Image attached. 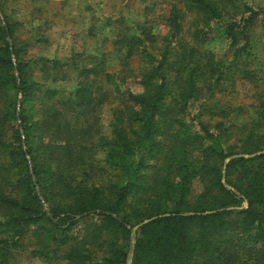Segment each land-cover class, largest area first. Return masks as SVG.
Returning a JSON list of instances; mask_svg holds the SVG:
<instances>
[{
    "label": "trees",
    "instance_id": "16d2710c",
    "mask_svg": "<svg viewBox=\"0 0 264 264\" xmlns=\"http://www.w3.org/2000/svg\"><path fill=\"white\" fill-rule=\"evenodd\" d=\"M173 1L162 41L142 27L119 33L124 57L97 90L107 128L87 119L94 95L33 77L37 59L0 7V264L27 236L58 264H264V91L257 130L242 123L234 143L228 126L199 118L221 80L260 82L240 57L264 9ZM182 9L198 19L187 30ZM219 33L233 50L224 68L204 53Z\"/></svg>",
    "mask_w": 264,
    "mask_h": 264
},
{
    "label": "rangeland",
    "instance_id": "374dc122",
    "mask_svg": "<svg viewBox=\"0 0 264 264\" xmlns=\"http://www.w3.org/2000/svg\"><path fill=\"white\" fill-rule=\"evenodd\" d=\"M234 1L243 9H264V0ZM174 4L173 0H0V7L12 17L11 21L14 18L18 21L16 43L25 46L24 58L37 59L32 67L33 77L60 91L78 90L80 97L94 95V104L85 105V111L93 107L95 113L87 119L97 120L103 128H107L108 113L105 104L100 103L102 98L96 99L100 94L97 90L102 83L103 68L117 65L124 57L116 49L119 33L130 36L134 29L142 27L162 41L169 29L166 17L172 15ZM181 17L184 30L198 23L195 14L183 9ZM250 33V54L242 55L240 60L256 72L260 82L239 81L238 76L221 80L207 94L199 117L210 127L218 128V123L221 127L228 126L231 133L228 144L243 136L237 129L242 123L257 130L253 126L259 120L256 99L264 91V24L254 25ZM204 48V53L218 67L224 68L232 62L233 50L220 33L205 43ZM129 85L134 91L139 89L136 84ZM89 222L80 223L72 234L82 235ZM34 247L30 237L21 239L13 246L5 264H58L57 257L36 256Z\"/></svg>",
    "mask_w": 264,
    "mask_h": 264
},
{
    "label": "water",
    "instance_id": "95a60500",
    "mask_svg": "<svg viewBox=\"0 0 264 264\" xmlns=\"http://www.w3.org/2000/svg\"><path fill=\"white\" fill-rule=\"evenodd\" d=\"M136 228L137 226L133 227L131 229V236H130V251H129V255L127 257V263L130 262V258H131V254L133 251V246H134V241H135V237H136Z\"/></svg>",
    "mask_w": 264,
    "mask_h": 264
}]
</instances>
